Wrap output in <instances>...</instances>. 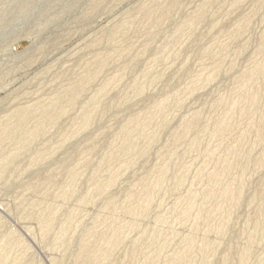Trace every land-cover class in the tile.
<instances>
[{
    "label": "rangeland",
    "instance_id": "374dc122",
    "mask_svg": "<svg viewBox=\"0 0 264 264\" xmlns=\"http://www.w3.org/2000/svg\"><path fill=\"white\" fill-rule=\"evenodd\" d=\"M0 264H264V0H0Z\"/></svg>",
    "mask_w": 264,
    "mask_h": 264
},
{
    "label": "bare ground",
    "instance_id": "6f19581e",
    "mask_svg": "<svg viewBox=\"0 0 264 264\" xmlns=\"http://www.w3.org/2000/svg\"><path fill=\"white\" fill-rule=\"evenodd\" d=\"M183 258H186V256H185V257H183Z\"/></svg>",
    "mask_w": 264,
    "mask_h": 264
}]
</instances>
